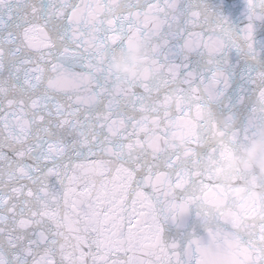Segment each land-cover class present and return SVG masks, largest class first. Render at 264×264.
<instances>
[{
	"label": "snow or ice",
	"instance_id": "obj_1",
	"mask_svg": "<svg viewBox=\"0 0 264 264\" xmlns=\"http://www.w3.org/2000/svg\"><path fill=\"white\" fill-rule=\"evenodd\" d=\"M261 133L264 0H0V264H264Z\"/></svg>",
	"mask_w": 264,
	"mask_h": 264
},
{
	"label": "clouds",
	"instance_id": "obj_2",
	"mask_svg": "<svg viewBox=\"0 0 264 264\" xmlns=\"http://www.w3.org/2000/svg\"><path fill=\"white\" fill-rule=\"evenodd\" d=\"M153 59L147 40L133 42L126 55L121 56L112 63L113 76L121 85L134 83L152 71ZM259 154V168L261 175H264V140L256 142L250 150L247 164L250 167L256 161ZM233 162V166L235 165Z\"/></svg>",
	"mask_w": 264,
	"mask_h": 264
},
{
	"label": "water",
	"instance_id": "obj_3",
	"mask_svg": "<svg viewBox=\"0 0 264 264\" xmlns=\"http://www.w3.org/2000/svg\"><path fill=\"white\" fill-rule=\"evenodd\" d=\"M242 2V0H241ZM128 51V48H126L116 59L120 58L121 56H124L126 55ZM234 119L231 118V117H226L224 120H223V124H224V127H225V130H228L229 128H231V126L233 125L234 123ZM261 140H264V133H261L255 140H253L251 143H249L247 145V147L242 151L240 152L239 154L237 155H234L231 160L229 161V164H228V167L231 171H234V172H245V171H253V170H256L259 172V177L258 179H261V180H264V175H261V172H260V168H259V154L257 155L256 157V161L253 162L251 164V166L249 167L248 164H247V161H248V157H249V153H250V150L252 149V147L254 146V144L256 142H259ZM236 162L235 165L233 166V162ZM232 193L234 195H237V196H243L244 195V189L243 187H241L240 189H231Z\"/></svg>",
	"mask_w": 264,
	"mask_h": 264
}]
</instances>
